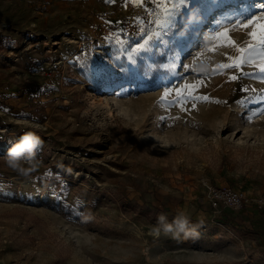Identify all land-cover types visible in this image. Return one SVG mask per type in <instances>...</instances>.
<instances>
[{
	"label": "rangeland",
	"instance_id": "374dc122",
	"mask_svg": "<svg viewBox=\"0 0 264 264\" xmlns=\"http://www.w3.org/2000/svg\"><path fill=\"white\" fill-rule=\"evenodd\" d=\"M250 21L264 3L0 0V264H264V206L206 196L264 199ZM28 131L44 143L24 176L5 157ZM180 212L198 235L153 234Z\"/></svg>",
	"mask_w": 264,
	"mask_h": 264
},
{
	"label": "clouds",
	"instance_id": "9594fccd",
	"mask_svg": "<svg viewBox=\"0 0 264 264\" xmlns=\"http://www.w3.org/2000/svg\"><path fill=\"white\" fill-rule=\"evenodd\" d=\"M44 141L34 131L25 132L9 149L5 162L13 171L27 176L40 167L37 159V150L43 146ZM202 222L194 224L189 216L178 213L171 222H168L166 215L159 214L156 224L152 228L153 234L159 236L161 233L171 235L173 239L194 237L198 235V228Z\"/></svg>",
	"mask_w": 264,
	"mask_h": 264
},
{
	"label": "built area",
	"instance_id": "2783aa9c",
	"mask_svg": "<svg viewBox=\"0 0 264 264\" xmlns=\"http://www.w3.org/2000/svg\"><path fill=\"white\" fill-rule=\"evenodd\" d=\"M206 196L213 209L222 212L225 210L237 213L253 205L258 208L264 206V199L253 200L232 187H215L206 185Z\"/></svg>",
	"mask_w": 264,
	"mask_h": 264
},
{
	"label": "snow or ice",
	"instance_id": "6c2138e0",
	"mask_svg": "<svg viewBox=\"0 0 264 264\" xmlns=\"http://www.w3.org/2000/svg\"><path fill=\"white\" fill-rule=\"evenodd\" d=\"M189 0H175V3H178L180 4L182 7L183 6H187ZM259 3H264V0H258ZM170 11H175V9H171ZM259 11V10H258ZM254 15V13L252 14ZM252 24H255V27H256V31L252 33V35L254 37H260V38H264V22H261V23H256L255 21H250L249 24H244V27H249L251 26ZM223 41L225 43H233V41L231 40V38L228 36V34L225 32L223 34V37H222ZM239 66V62H235L234 64L232 65H227V67H237ZM188 86H186V89H187ZM195 87V86H193ZM200 99H205L204 97H199Z\"/></svg>",
	"mask_w": 264,
	"mask_h": 264
},
{
	"label": "bare ground",
	"instance_id": "6f19581e",
	"mask_svg": "<svg viewBox=\"0 0 264 264\" xmlns=\"http://www.w3.org/2000/svg\"><path fill=\"white\" fill-rule=\"evenodd\" d=\"M212 9H213V8H212ZM210 11H212V10L210 9L209 12H210ZM209 15H210V13H208V14L206 15L205 20L209 18ZM205 23H206V21H205ZM202 28H203V27H202ZM186 49H187V46H183L182 51H185ZM182 53H183V52H182Z\"/></svg>",
	"mask_w": 264,
	"mask_h": 264
}]
</instances>
